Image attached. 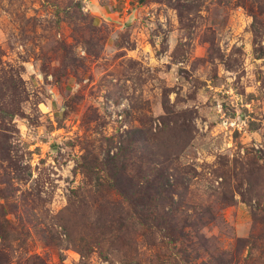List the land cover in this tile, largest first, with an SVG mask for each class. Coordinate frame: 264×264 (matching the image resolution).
I'll use <instances>...</instances> for the list:
<instances>
[{
  "label": "rangeland",
  "instance_id": "1",
  "mask_svg": "<svg viewBox=\"0 0 264 264\" xmlns=\"http://www.w3.org/2000/svg\"><path fill=\"white\" fill-rule=\"evenodd\" d=\"M257 3L0 0V106L16 107L0 117V178L14 181L0 195V264H264ZM138 128L146 140L133 144L134 170L153 162L144 145H178L166 166L185 182L171 194L179 207L169 198L160 214L193 221L189 244L172 240L166 222L132 219L84 172L81 157L115 153L106 139L119 144Z\"/></svg>",
  "mask_w": 264,
  "mask_h": 264
},
{
  "label": "trees",
  "instance_id": "2",
  "mask_svg": "<svg viewBox=\"0 0 264 264\" xmlns=\"http://www.w3.org/2000/svg\"><path fill=\"white\" fill-rule=\"evenodd\" d=\"M257 1L259 2L257 4H260L264 7V0ZM11 104L12 103H9L7 100H4L0 106L1 118H9V116L15 113L16 107L15 105ZM170 112L171 111H169V114H171ZM106 140L110 141L109 143L114 144V146L115 144L118 146L115 153L111 154L110 149H105V158H100L98 156L99 154L96 152L93 153V155L88 153L81 157V159H83L81 164H83L82 167L84 168V172L88 177L92 176L95 178V186L97 187V190L103 189L107 190L108 192L114 191L116 194H118L122 203L125 204L127 208H129L132 219H135L137 222L141 223L147 228H158L160 230V228L164 226L166 222L168 228H173L172 233H167L168 236L175 241H186L185 244H187L188 234L184 230L187 224L193 223V221L189 222L186 217L182 219V223L180 224V221L176 222L170 213L166 215L160 214V210H162V207L164 206V204L161 203L169 198L172 201V192H174L179 183L184 182L183 179L180 180L182 177L178 175L181 174L178 171L176 172L177 175H174L175 182L171 181V175L168 172V167L166 166V164L168 165L171 160H173L171 157V150L176 149L178 145H169L166 147V151L160 150L158 153L157 150L165 147L163 146L164 144H157L159 146L144 145V152L146 151L152 154L151 160L153 162H148L147 164L142 163L140 166H138V170L139 167L145 168L144 173L142 168L141 175L143 177H141V181L143 182V186L140 187V181L136 179L138 170H134V166L139 165L138 162L134 160V153L137 155L139 150L135 148L133 144H136L137 141L141 142L146 140L143 129L138 128L127 132L125 137L121 138L119 144L115 143L112 138ZM157 140L162 141V139ZM168 140L166 141L168 142ZM180 141L184 143L186 142V139H180ZM7 149L6 141L3 140L2 143L0 142V157L2 152H7ZM154 162L158 163L159 166ZM149 167H151V171L149 170ZM12 179L13 178H9L7 175H4L2 178H0V183L4 185L3 189L0 188V195L3 194L2 192L4 189L6 192L8 191V193L11 192L12 186L14 184ZM15 179V181L20 182L22 177H17ZM73 193L75 197L80 195V191L78 190L73 191ZM171 207L174 211H176L179 205L172 201ZM204 212L205 208L203 209V212L199 214L202 215ZM260 212V216H257V219H259L261 226L264 228V208L261 209ZM206 214L208 213L205 212L204 215ZM1 229L2 224L0 222V230ZM3 235L4 234L0 233V237ZM259 237L264 239V231ZM257 249L259 250L260 254L264 256V242H262L261 246H258ZM0 258H4L2 254H0ZM216 262L219 264L220 258H217Z\"/></svg>",
  "mask_w": 264,
  "mask_h": 264
}]
</instances>
